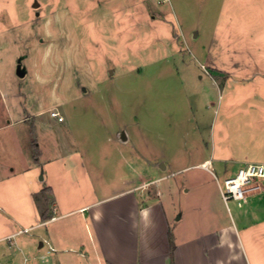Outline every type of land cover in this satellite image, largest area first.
<instances>
[{
  "label": "rangeland",
  "instance_id": "obj_1",
  "mask_svg": "<svg viewBox=\"0 0 264 264\" xmlns=\"http://www.w3.org/2000/svg\"><path fill=\"white\" fill-rule=\"evenodd\" d=\"M5 23L16 28L10 44L1 36L0 60L7 54L15 67L18 99L43 104L30 117L49 122L37 129L40 160L51 168L58 149L76 152L60 163L62 199L74 196L62 212L111 200L137 178L150 199L148 181L165 175L156 184L167 193L171 230L209 235L204 264L216 253L230 264L228 248L213 243L227 214L217 180L241 162L216 160L246 150L254 158V146L264 153V107L232 90L233 77L262 83L264 0H0V29ZM205 157L213 174L196 165ZM259 195L250 206L230 201V213L253 207Z\"/></svg>",
  "mask_w": 264,
  "mask_h": 264
},
{
  "label": "crops",
  "instance_id": "obj_2",
  "mask_svg": "<svg viewBox=\"0 0 264 264\" xmlns=\"http://www.w3.org/2000/svg\"><path fill=\"white\" fill-rule=\"evenodd\" d=\"M15 28L16 23H5L0 29V38L3 35L6 44L11 43ZM7 57L5 54L0 60V131L7 132L0 138V264H204V249L208 253L204 239L209 235L202 233L188 238L186 233L171 230L169 208L163 200L167 193L156 184L165 175L148 181L154 190L150 199L143 188L147 182L137 178L136 184L110 196L111 200L104 197L62 212V204L70 205L74 196L69 194L68 203L62 199L64 183L60 163L76 152L58 149L50 156L56 163L51 168L46 165V159L40 160L41 152L35 149L37 129L48 126L49 122L31 118L33 110L42 109L43 104L34 108L27 99H18L15 67L10 66ZM238 77H233L236 81L233 93L237 89L249 92V106L262 109L264 73L261 85L256 86L251 76ZM239 82L244 86L235 88ZM247 82L252 85H246ZM41 113L35 112L37 118ZM253 149L254 158L248 159L246 150L218 158L216 163L264 162V153H257L255 146ZM8 156L15 158L10 162L4 159ZM203 161L209 162L210 168L214 167L210 157L196 165ZM69 167L73 166L69 164ZM200 167L213 174L211 169ZM45 176L49 187L42 188ZM259 193L253 207L237 211L235 215L225 206L221 195H217V202L223 209L226 207L227 214L213 233L214 249L227 247L230 264H264V194L261 191L256 194ZM249 197L244 204L250 206L253 199ZM77 212L81 213L70 215ZM51 215L55 218L48 220ZM20 228L30 229L19 238ZM216 254L212 264H226L219 253Z\"/></svg>",
  "mask_w": 264,
  "mask_h": 264
},
{
  "label": "built area",
  "instance_id": "obj_3",
  "mask_svg": "<svg viewBox=\"0 0 264 264\" xmlns=\"http://www.w3.org/2000/svg\"><path fill=\"white\" fill-rule=\"evenodd\" d=\"M205 163L204 161L200 165L211 169L210 163ZM261 178L264 179V162H246L239 166L232 175L224 178L223 183L217 180L219 192L226 207L228 208L227 204L230 201L240 207L250 195L262 191L264 185L259 181ZM54 218L55 216L51 215L48 220ZM29 229L20 228L19 232H28Z\"/></svg>",
  "mask_w": 264,
  "mask_h": 264
},
{
  "label": "bare ground",
  "instance_id": "obj_4",
  "mask_svg": "<svg viewBox=\"0 0 264 264\" xmlns=\"http://www.w3.org/2000/svg\"><path fill=\"white\" fill-rule=\"evenodd\" d=\"M204 162V161H203ZM205 164H207V163H205Z\"/></svg>",
  "mask_w": 264,
  "mask_h": 264
}]
</instances>
